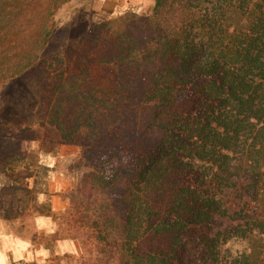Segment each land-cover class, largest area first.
Returning a JSON list of instances; mask_svg holds the SVG:
<instances>
[{"label": "trees", "instance_id": "1", "mask_svg": "<svg viewBox=\"0 0 264 264\" xmlns=\"http://www.w3.org/2000/svg\"><path fill=\"white\" fill-rule=\"evenodd\" d=\"M67 1L0 0V84L58 67L14 139L79 148L68 238L91 264H186L193 235L214 264L238 240L232 264H264V0H153L47 63Z\"/></svg>", "mask_w": 264, "mask_h": 264}, {"label": "rangeland", "instance_id": "2", "mask_svg": "<svg viewBox=\"0 0 264 264\" xmlns=\"http://www.w3.org/2000/svg\"><path fill=\"white\" fill-rule=\"evenodd\" d=\"M152 7L153 0H68L53 15L52 33L39 59L50 63L57 55H77L93 25L126 11L147 15ZM57 70L35 66L0 84V264H91L81 243L68 238L59 222L68 208L65 194L76 183L79 148L56 140L14 139L19 130L43 121L38 108ZM31 172H38L35 185V177L26 178ZM46 208L52 214L45 215ZM193 237L186 264H214L203 242ZM246 246V241H236L232 254L221 255V264H232Z\"/></svg>", "mask_w": 264, "mask_h": 264}, {"label": "crops", "instance_id": "3", "mask_svg": "<svg viewBox=\"0 0 264 264\" xmlns=\"http://www.w3.org/2000/svg\"><path fill=\"white\" fill-rule=\"evenodd\" d=\"M52 212V211H51Z\"/></svg>", "mask_w": 264, "mask_h": 264}]
</instances>
